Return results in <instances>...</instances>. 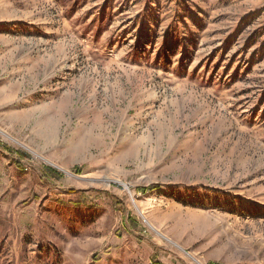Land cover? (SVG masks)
I'll return each instance as SVG.
<instances>
[{
	"label": "rangeland",
	"instance_id": "rangeland-1",
	"mask_svg": "<svg viewBox=\"0 0 264 264\" xmlns=\"http://www.w3.org/2000/svg\"><path fill=\"white\" fill-rule=\"evenodd\" d=\"M187 254L264 264V0H0V264Z\"/></svg>",
	"mask_w": 264,
	"mask_h": 264
},
{
	"label": "trees",
	"instance_id": "trees-1",
	"mask_svg": "<svg viewBox=\"0 0 264 264\" xmlns=\"http://www.w3.org/2000/svg\"><path fill=\"white\" fill-rule=\"evenodd\" d=\"M21 158L24 157V156H27L26 153L22 152V151H18ZM76 174H79L78 172H76ZM41 178L46 181L48 184H50V182H54L55 180H58V178H60V175L59 173L50 168V167H45L44 169H42V173H41ZM158 188H160V186L158 185H154V186H151V187H148V189H141L140 191H153V190H157Z\"/></svg>",
	"mask_w": 264,
	"mask_h": 264
},
{
	"label": "bare ground",
	"instance_id": "bare-ground-1",
	"mask_svg": "<svg viewBox=\"0 0 264 264\" xmlns=\"http://www.w3.org/2000/svg\"><path fill=\"white\" fill-rule=\"evenodd\" d=\"M6 136H7L8 138H10L8 135H6ZM81 179H82V178H81ZM83 179H89V178H88V177H87V178L84 177ZM121 184H122V183H121ZM122 186H123V184H122ZM123 187H124V186H123ZM134 205H135V208L137 209V212H138L139 215L142 217V219L146 222V224H147L148 226L151 227V229H152L153 231H155V233H156L158 236H160L163 240H165L166 242H168L170 245H173V246L179 248L178 244H176V243L173 242L172 240H170V239H168L167 237H165L163 234H161V233L159 232V230L155 229L153 226L149 225L147 219L145 218V216L143 215V213L141 212V210L136 206L135 203H134ZM180 249L182 250V248H180ZM187 256H188L190 259L194 260L193 257H192L191 255L187 254ZM194 261H195V260H194ZM195 262H196L197 264H201V263H198L197 261H195Z\"/></svg>",
	"mask_w": 264,
	"mask_h": 264
}]
</instances>
